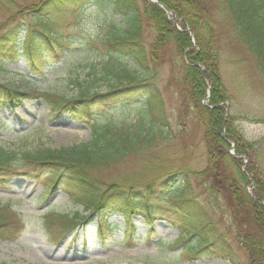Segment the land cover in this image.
<instances>
[{"label":"rangeland","instance_id":"rangeland-1","mask_svg":"<svg viewBox=\"0 0 264 264\" xmlns=\"http://www.w3.org/2000/svg\"><path fill=\"white\" fill-rule=\"evenodd\" d=\"M41 1L0 0V29L8 31L20 25L21 32L14 37V44L22 43L28 27L30 30L35 25L31 7ZM112 3V0H88L83 7H66L61 16L47 15L48 21L40 27L61 35L63 56L50 58L51 62L34 74L25 57V46L20 44L19 49H14L9 43L0 49V83L20 91H51L68 98L76 95L79 83L95 92H107L113 74L103 78L105 69L115 66L134 69L132 57L111 51L106 42L112 33L127 27L123 15L112 12ZM204 4L216 28L220 76L228 96L222 105L236 117L234 126L246 143L254 145L248 152L249 158L244 156V166L255 167L264 178V74L222 4L217 0H206ZM155 36L154 28L144 17L141 40L149 46ZM10 57L16 58L9 60ZM182 66L181 56L170 46L165 60L156 64L149 84L160 93L162 107L156 106L155 115L164 117L169 138L159 136L151 147L140 148L122 162L99 169L94 177L101 186L111 182L139 187L157 181V195L166 207H175L181 192L186 194L206 212L211 221L206 238L217 239L215 246L199 257H190L181 253L183 246L177 245L179 230L172 223L157 220L155 232L149 233L150 227L136 217L133 220L139 219L140 223L134 227L135 236L140 241L136 245H122L125 222L117 214L107 220V223L117 224V228L101 237L104 246L98 238V214L93 215L89 225L75 230L77 233L62 234L59 239L61 229L53 227L48 231L43 223L45 214L87 216L88 212L73 202L67 182L60 180L57 189L51 191L47 181L50 172L43 170L42 174L38 170L39 177L19 176L7 185H0V204L11 205L21 219L20 225L7 226L8 238L0 239V264H248L231 213L224 203L213 202L207 190L208 181L194 174L206 167L208 159L203 127L192 107L183 106ZM210 94L209 87L208 97ZM146 96L142 92L131 99L96 106L86 121H78L68 113L56 116L42 100L25 99L14 108L0 106V147L20 155L88 143L92 120L97 124L138 121L143 114L141 107L147 106ZM231 144L230 152L235 154V143ZM178 168L192 172L176 175L174 178L178 180L174 183L161 185L162 176ZM248 190L252 192V186H248ZM221 243L229 259L212 254Z\"/></svg>","mask_w":264,"mask_h":264},{"label":"trees","instance_id":"trees-1","mask_svg":"<svg viewBox=\"0 0 264 264\" xmlns=\"http://www.w3.org/2000/svg\"><path fill=\"white\" fill-rule=\"evenodd\" d=\"M87 1H41L31 7L35 22L32 24L35 25L30 30L28 27L22 43L13 42L14 37L21 32L20 25L8 31L0 29V49L9 43L14 49H19L20 44H23L29 69L34 74L40 73L51 62L50 58L63 56L65 53L61 35L51 29H42L40 25L48 21L47 15L61 16L66 7L76 9L83 7ZM112 1V12L123 15L127 27L112 33L106 42L111 51L132 57L134 69L127 66L105 69L102 72L103 78L109 76V73L113 74L107 92H95L79 83L76 95L70 98L51 91H20L0 83V106L10 105L14 108L25 99L42 100L56 116L68 113L78 121H86L94 107L131 99L143 92L147 95V106L141 107L143 114L140 119L125 124H97L92 120V136L88 143L61 149L48 148L19 155L0 147V185H7L19 176L27 179L39 177L38 170L42 174L43 170L50 172L47 181L51 191L57 189L60 180L67 182L71 199L82 205L88 215L78 213L70 216L54 212L45 214L43 223L48 231L53 227L61 229L59 239L62 234L66 236L89 225L93 215L98 214V238L100 245L104 246L105 242L101 237L107 231L111 233L117 228V224L107 223V220L117 214L125 222V238L120 241L122 245H136L140 241L135 236L134 227L141 219L150 227L149 233L155 232L154 223L157 220L169 221L177 227V245L183 246L182 254L199 257L204 251L212 249L218 240L206 238L211 221L194 199L186 194L181 192L178 196L179 203L175 207H166L161 203L163 199L157 195V181L126 188L111 182L101 186L94 177L99 169L122 162L140 148L145 150L151 147L159 136L161 139L169 138L168 129L163 123L164 117L155 115L156 106L162 107L160 93L157 87H149V84L156 64L165 60L166 49L170 50L171 46L172 51L180 55L183 62V106L192 107L204 131L208 162L203 170L194 174L201 175L208 181L207 190L213 202L224 203L226 210L231 213L232 223L236 227L239 243L247 254L248 264H264V178L255 167L244 166V156L249 158L248 152L254 145L246 143L244 136L234 126L236 117L230 115L222 105L228 100V96L220 76L216 28L204 4L206 0H158L173 13L180 30L167 17L166 12L150 0ZM217 1L222 4L241 41L256 56L264 74V0ZM144 17L156 32L155 39L149 46L141 40ZM41 40L43 43H40ZM11 52L12 49L9 54ZM15 58L10 57L9 60ZM209 87L211 94L208 97ZM230 142L235 143V154L230 152ZM185 169L178 168L166 173L162 176L164 179L160 182L161 185L174 183L178 180L174 178L176 175L192 172ZM248 186H252V194ZM134 217L139 219L133 220ZM20 222L18 213L11 205L0 204V239L8 238L7 226L20 225ZM224 250L221 243L212 254L229 259Z\"/></svg>","mask_w":264,"mask_h":264},{"label":"water","instance_id":"water-1","mask_svg":"<svg viewBox=\"0 0 264 264\" xmlns=\"http://www.w3.org/2000/svg\"><path fill=\"white\" fill-rule=\"evenodd\" d=\"M151 1H153V2H155V3H158V1L157 0H151ZM161 5V4H160ZM162 7H163V9L167 12V15H168V17H170L171 15H172V12H170L165 6H163V5H161ZM176 25H178V24H176ZM192 35V34H191Z\"/></svg>","mask_w":264,"mask_h":264}]
</instances>
